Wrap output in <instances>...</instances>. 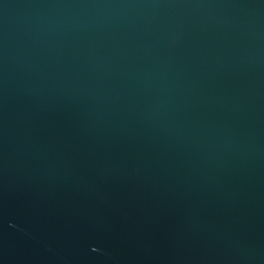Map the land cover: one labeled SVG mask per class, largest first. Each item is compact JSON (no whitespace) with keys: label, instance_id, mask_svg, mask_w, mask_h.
Returning <instances> with one entry per match:
<instances>
[{"label":"water","instance_id":"95a60500","mask_svg":"<svg viewBox=\"0 0 264 264\" xmlns=\"http://www.w3.org/2000/svg\"><path fill=\"white\" fill-rule=\"evenodd\" d=\"M0 264H264V0H0Z\"/></svg>","mask_w":264,"mask_h":264}]
</instances>
